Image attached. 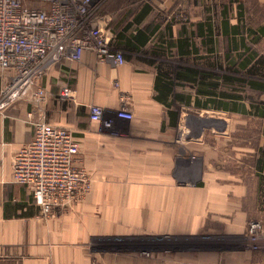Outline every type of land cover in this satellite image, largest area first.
I'll return each mask as SVG.
<instances>
[{
  "label": "crops",
  "instance_id": "crops-1",
  "mask_svg": "<svg viewBox=\"0 0 264 264\" xmlns=\"http://www.w3.org/2000/svg\"><path fill=\"white\" fill-rule=\"evenodd\" d=\"M101 14L123 65L88 51L52 65L38 83L40 108L4 101L0 74V264H264V244L242 246L252 216L264 221V92L247 85L261 97L250 109L224 75L256 62L264 30L245 27L241 0H106ZM92 105L112 129L91 120ZM122 108L131 120L117 116ZM236 115L261 121L260 140L221 155L219 144L246 129L231 124ZM41 116L74 134L75 165L90 182L48 214L11 168Z\"/></svg>",
  "mask_w": 264,
  "mask_h": 264
},
{
  "label": "built area",
  "instance_id": "built-area-1",
  "mask_svg": "<svg viewBox=\"0 0 264 264\" xmlns=\"http://www.w3.org/2000/svg\"><path fill=\"white\" fill-rule=\"evenodd\" d=\"M31 1H40L44 7L30 8L26 4ZM105 1L0 0V74L7 80L1 91L3 100L27 99L40 108L45 90L38 83L44 73L52 65L81 61L87 51L101 62L123 65L125 57L115 45L111 19L101 14ZM71 93L69 86L62 88L58 100L67 101ZM117 116L132 119L124 108ZM90 118L113 128L114 120L105 119L97 105L90 107ZM33 127V140L13 156L12 176L14 183L32 191L36 204L48 214L70 205L89 190L90 182L75 165L79 145L69 129L50 125L43 116ZM263 230L261 222L249 224L253 241L260 239Z\"/></svg>",
  "mask_w": 264,
  "mask_h": 264
},
{
  "label": "rangeland",
  "instance_id": "rangeland-1",
  "mask_svg": "<svg viewBox=\"0 0 264 264\" xmlns=\"http://www.w3.org/2000/svg\"><path fill=\"white\" fill-rule=\"evenodd\" d=\"M242 1V12L244 13V24L245 27L247 26V28H252L253 30L257 31L260 33V31L264 30V0H241ZM27 2V1H26ZM32 4H26L28 7L30 8H42L44 7V5L39 1H37V3H35L34 1ZM28 3V2H27ZM263 41H260V43L256 46L253 45L252 49H256L257 52V57H256V61H259V67L262 69L264 67V38H262ZM223 57V55L221 56ZM248 57V55L246 56ZM245 56L243 57L246 58ZM243 63V61H242ZM223 70L216 72V75H223L222 73ZM224 72V71H223ZM257 74L252 75V76H248L245 74V71L242 69V71H240V73H230L227 71H225L224 75H229L230 79L229 80L232 84V87H236V89H239L242 93V96L245 97H241L244 103L249 104H255L256 106L260 104V95L256 94L255 92L251 91L248 89V82L249 81H255V82H259V83H264V74L261 75V73L256 72ZM235 74V75H234ZM225 77V76H224ZM239 81H242V86L240 85ZM233 92V91H231ZM220 98V97H218ZM217 103H221V102H217ZM233 104V103H231ZM236 105H240L242 106V109H244L242 102L236 104ZM239 106V107H240ZM250 107V105H249ZM251 109V107H250ZM258 108H256L254 110V112L258 111ZM253 111V110H252ZM216 119L220 120L222 119V115L221 113H217L215 114ZM234 118V122H232V125H236L237 128H241V127H246V129L242 130V132H239V129H236L233 131V134L231 136V146L228 145H223V144H219L220 150L222 151L221 155L224 154L225 156L235 154L236 150H233L231 148L233 147H239V143H242V145H252V144H257L260 140V135L258 133V129L261 126V121L258 120L256 117H253L252 115H248V116H237L233 117ZM233 120V119H232ZM242 141V142H240ZM223 157V156H222ZM226 158V157H224ZM230 163H228V158L224 159V161H221V165L224 164V166L226 167H230L232 172H237V168L238 166H236L237 164L235 163V160L233 158H230ZM228 164V165H227ZM242 173L245 174V171H242ZM248 175V174H247ZM249 177V176H248ZM261 220L258 218L256 219V217L253 215L252 219H250L247 223V231H246V239L243 241L242 240V246L245 245V243L248 245V247L250 246L252 248L253 251H256L258 249H254V247L256 246H260L261 244H264V230L262 235L260 236V239H258V241H253V235H251L248 231L249 228V224L252 222H260ZM262 225H263V229H264V221H261Z\"/></svg>",
  "mask_w": 264,
  "mask_h": 264
},
{
  "label": "trees",
  "instance_id": "trees-1",
  "mask_svg": "<svg viewBox=\"0 0 264 264\" xmlns=\"http://www.w3.org/2000/svg\"><path fill=\"white\" fill-rule=\"evenodd\" d=\"M251 60L252 59L247 58L245 60V62L242 64L243 69H245L244 70L245 74L248 76H252V75L255 76V74H257L256 72H259V73H261V75H263L264 74V67L262 69L259 67V61L260 60H257L254 64H251ZM248 65H249V67L247 68ZM247 84L254 89H257L259 91L264 92V83L249 81ZM220 98H236V97H220ZM216 107L220 108L219 105H217V104H216Z\"/></svg>",
  "mask_w": 264,
  "mask_h": 264
}]
</instances>
